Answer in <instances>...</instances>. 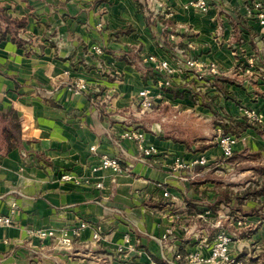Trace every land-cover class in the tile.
<instances>
[{
    "label": "crops",
    "instance_id": "0c3cea01",
    "mask_svg": "<svg viewBox=\"0 0 264 264\" xmlns=\"http://www.w3.org/2000/svg\"><path fill=\"white\" fill-rule=\"evenodd\" d=\"M206 1L202 13L195 0H0L27 20L17 43L0 21V112L17 113L23 140L0 152V215L12 220L0 225V264H165L177 253L187 264L189 253L209 254L218 225L243 264L264 243V194L238 200L264 186V87L247 72L264 55V27L249 18L253 0ZM148 56L174 69L216 63L227 77L195 99L161 92ZM73 83L88 92L72 94ZM143 89L156 103L145 115L136 107ZM164 109L211 122L213 135L246 125L235 136L241 158L223 161L203 135L165 137ZM131 131L142 144L124 137ZM201 155L209 166L189 167ZM103 156L119 158L123 172L101 168Z\"/></svg>",
    "mask_w": 264,
    "mask_h": 264
},
{
    "label": "built area",
    "instance_id": "2783aa9c",
    "mask_svg": "<svg viewBox=\"0 0 264 264\" xmlns=\"http://www.w3.org/2000/svg\"><path fill=\"white\" fill-rule=\"evenodd\" d=\"M196 8H198L202 13L208 11V3L206 0H195L194 2ZM249 18H253L257 21L260 26L264 27V0H253L248 8ZM169 18V15L165 16ZM262 39L264 40V32L262 34ZM97 54H102L101 48L95 49ZM174 53V52H173ZM171 51V54H173ZM145 65H148L151 70L157 75V82L155 89L163 92H182L185 93L190 98H197L202 96L201 93L207 88H215L218 81L226 79L227 72L216 63H211L209 65H202L195 61L194 59H188L181 63L176 69L170 67L167 61L160 60L156 56H148L143 60ZM247 72L250 70L256 72L262 81L264 87V55L258 54L251 61L250 65L247 66ZM195 81L197 84H193ZM68 90L74 95H80L82 93L88 92V87L84 83H73L68 85ZM200 92V93H199ZM153 91L150 89H143L140 91L138 98L136 100V107L139 113L142 115L149 114L155 111L156 103L154 99ZM248 117L252 121V124L258 125L255 121V113H248ZM219 123L221 125H230L231 121L226 117H220ZM124 137L136 140L140 144L143 143V135L140 133L128 132ZM217 143L222 150L223 161H228L234 155V146L237 143V138L232 134H225L220 132L217 138ZM94 150V149H93ZM145 155L150 156L155 151L153 149L145 150ZM196 165L208 167L209 160L205 155H201L198 159L190 163L189 167H194ZM101 168L111 169L115 173H122L123 168L119 158L103 156L101 161ZM180 161L177 162L176 168L183 167ZM229 168V166L227 167ZM68 176H63L62 179H67ZM164 197H168V192L165 191ZM240 224V222H239ZM0 225L11 226L12 220L8 216L0 215ZM85 223H82L80 228H84ZM219 231L209 249L208 255H203L199 252L189 253L187 257V264H243L240 258L233 256L232 245L234 243V235L230 234L221 226H217ZM168 234L171 231L168 230ZM53 233L50 232H40V237L52 236ZM96 238H99L96 236ZM64 244H69L70 239L67 235L62 238ZM181 254L177 253L174 260H165V264H180Z\"/></svg>",
    "mask_w": 264,
    "mask_h": 264
},
{
    "label": "trees",
    "instance_id": "16d2710c",
    "mask_svg": "<svg viewBox=\"0 0 264 264\" xmlns=\"http://www.w3.org/2000/svg\"><path fill=\"white\" fill-rule=\"evenodd\" d=\"M0 21L7 25V33L10 34L12 38H14L13 40L17 43L16 36L20 31L26 28L27 20L13 18L5 13V11L0 10ZM245 127L247 126H224L223 129L225 134L231 133L234 136H239ZM260 133H264V131L261 130ZM22 142V126L17 113L14 110H10L7 113L0 112V152H10L19 148L22 146ZM239 158H241V156L233 155V157L227 162L232 163ZM263 194L264 186L259 189H254V191L253 189L248 188L245 192L238 196V200L244 201L246 199L248 200L251 196L256 197ZM254 248L263 251L264 243L259 247L256 245ZM248 262H250V259H248ZM32 264H35V262H32Z\"/></svg>",
    "mask_w": 264,
    "mask_h": 264
},
{
    "label": "rangeland",
    "instance_id": "374dc122",
    "mask_svg": "<svg viewBox=\"0 0 264 264\" xmlns=\"http://www.w3.org/2000/svg\"><path fill=\"white\" fill-rule=\"evenodd\" d=\"M162 114L165 115L163 121L160 120L162 129L165 130V137L169 136L172 139L197 142L199 135L206 136V140L210 139L217 143L218 135L212 134V123L211 122H200L197 118L191 115H179L174 111L164 109ZM161 119V118H160ZM205 138V137H204ZM228 231L226 228H224ZM229 232V231H228ZM230 233V232H229ZM232 234V233H230ZM251 245L250 250L243 253L244 264H264V250H258ZM250 259V262H248Z\"/></svg>",
    "mask_w": 264,
    "mask_h": 264
}]
</instances>
